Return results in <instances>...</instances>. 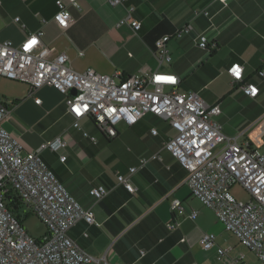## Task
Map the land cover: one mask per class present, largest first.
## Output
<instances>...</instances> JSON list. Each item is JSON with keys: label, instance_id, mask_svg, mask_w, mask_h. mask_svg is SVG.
Wrapping results in <instances>:
<instances>
[{"label": "crops", "instance_id": "1", "mask_svg": "<svg viewBox=\"0 0 264 264\" xmlns=\"http://www.w3.org/2000/svg\"><path fill=\"white\" fill-rule=\"evenodd\" d=\"M79 3V8L68 6L72 18L63 27L52 19L55 0H0V39L18 44L27 33L42 29L46 57L65 52L78 71L90 67L121 77L141 69L174 72L180 78V90L195 91L206 103L220 105L214 119L223 133L243 132L242 136L254 140V126L264 122V76L259 74L264 70V0H229L228 5L218 0ZM131 6L132 16L141 22L136 31L129 23L119 22ZM186 24L192 25L191 30L175 36ZM200 33L213 43L209 49L199 47ZM163 35H170L169 61L159 59L155 52L154 42ZM233 62L240 63L242 81L233 80L227 72ZM0 80V95L10 109L5 127L23 142L25 150H39L68 192L82 207L93 210L94 223L82 218L68 231L87 253L106 264H229L232 259L264 264L223 227L210 207L192 195L185 183L187 170L163 146L174 132L165 119L146 112L132 125L119 121L116 135L107 137L90 117L80 119V128L74 127L64 95L53 86L43 85L30 95L28 84L5 77ZM13 82L25 85L16 90ZM244 82L256 84L258 93L245 94L240 86ZM240 109L250 111L245 128L241 123L232 124ZM58 136L67 140L63 149H39L41 142ZM108 147L126 157H104ZM64 153L62 161L59 155ZM142 157L147 158L144 165L129 173L128 167L139 166ZM117 173L128 176L132 191L118 182ZM98 184L109 192L95 200L89 188ZM173 198L181 201L186 213L196 210V217L173 210ZM173 221L178 225L169 228ZM204 232L215 234V244L209 249L200 243ZM218 246L228 248L225 256H218Z\"/></svg>", "mask_w": 264, "mask_h": 264}, {"label": "built area", "instance_id": "2", "mask_svg": "<svg viewBox=\"0 0 264 264\" xmlns=\"http://www.w3.org/2000/svg\"><path fill=\"white\" fill-rule=\"evenodd\" d=\"M110 4H122L125 0H108ZM228 5L229 0H218ZM56 11L53 21L61 24L57 17L71 20L68 6L80 7L79 0H55ZM133 6L129 7L119 22H127L136 31L141 22L132 16ZM208 14V11H204ZM19 17H15L18 20ZM192 28L186 24L175 36H181ZM43 30L27 33L24 39L15 44L9 39H0V77L24 82L29 86V94L43 85H50L64 95L67 112L73 117L72 125L80 128V119L90 117L97 128L107 137L117 133L116 124L124 121L128 125L137 122L144 113L151 112L165 119L173 129V134L163 143L164 148L187 170L185 183L192 195L204 205L210 207L226 230L233 232L250 251L264 263V136L259 144L253 142L243 132L228 136L214 116L221 111L219 104L206 103L195 91H183L178 88L180 78L170 71H149L141 69L139 73L125 77L114 73H100L93 68L78 71L73 68L65 52L47 58V44L42 41ZM32 38L37 39L31 49L25 50V44ZM170 35L156 38L155 52L159 59L170 60L167 41ZM206 34L200 33L198 45L209 49L212 45ZM82 54V51H79ZM233 62L227 72L233 80L242 81L232 72ZM259 74L264 76V70ZM157 75L172 76L175 82L158 83ZM245 94L255 96L258 87L252 82L241 83ZM255 88L256 93L252 92ZM76 93L72 94L71 91ZM83 97V99H81ZM40 103L39 97H33ZM84 105L88 108L85 109ZM80 106L78 115L73 108ZM115 109V112L111 110ZM10 109L0 95V264H88L103 263L99 258L80 248L68 231L79 219L94 223L91 208H84L68 192L54 171L42 159L39 150H25L23 142L13 135L4 125ZM155 133L156 129H152ZM84 135L88 134L83 131ZM95 141L94 136H89ZM59 141L58 147H53ZM67 140L58 136L41 142L39 149L59 151L66 146ZM153 154L152 157H156ZM66 154H60L64 160ZM147 158L142 157L139 166L128 167L132 173L144 165ZM129 191L133 190L128 176L117 173L116 176ZM238 184L248 193V199H238L231 188ZM109 189L101 184L92 185L89 194L98 200ZM26 213L35 214L45 226V231L34 237L26 231L21 215V207ZM171 207L179 214L191 219L197 211H185L181 201L173 198ZM177 221L170 222L169 228H175ZM215 234L204 232L200 243L204 249L215 244ZM228 248L217 247L219 257L225 256ZM122 264H131L124 262ZM229 264H246L230 260Z\"/></svg>", "mask_w": 264, "mask_h": 264}, {"label": "rangeland", "instance_id": "3", "mask_svg": "<svg viewBox=\"0 0 264 264\" xmlns=\"http://www.w3.org/2000/svg\"><path fill=\"white\" fill-rule=\"evenodd\" d=\"M9 84H12V83H9ZM13 84H15L16 90H18L19 87L25 85L20 82H13ZM12 101L13 99H10L9 97L7 98V102L9 104H12L14 102ZM249 115H250V111L245 112V110H241V109L238 110L237 113L233 115L232 124L241 123L242 128H245L248 125L247 119L249 118ZM254 127L255 128L253 129V133H255V137L253 141L259 144L260 139L262 138V136H264V122H261L260 124H256V126ZM260 149H264V144L260 146ZM107 151L108 152L106 153L104 157H126L123 155L124 153L121 154L117 150L112 149L111 147H108ZM231 191L238 199L247 200L249 197L248 193L245 190H243L238 184L233 185L231 188ZM26 211H28V209L23 206L18 211V213L21 215V218L23 219V225L26 231L28 232V234L34 237L40 236L44 231V224L38 219V217L35 214L31 212L25 215Z\"/></svg>", "mask_w": 264, "mask_h": 264}, {"label": "snow or ice", "instance_id": "4", "mask_svg": "<svg viewBox=\"0 0 264 264\" xmlns=\"http://www.w3.org/2000/svg\"><path fill=\"white\" fill-rule=\"evenodd\" d=\"M57 19L60 20L61 24H63V25L66 26V21H65L63 18H61V17H57ZM37 42H38V41H37L36 38H32L31 40L28 41V43L25 44V46H24V47H25V50L27 51V50L31 49L35 44H37ZM232 72H233V73L239 78V76H240V74H241V70H240L239 66H234V67L232 68ZM155 80H156L158 83H163V82H171V83H174V82H175V78L172 77V76H162V75H157V76L155 77ZM256 91H257V90H256L255 88L252 89V92H253V93H256ZM81 99H83V97H81ZM84 108L87 109L88 106H87V105H84ZM73 110H74L78 115L82 114V113H81L80 106H75V107L73 108ZM111 111H112V112H115L116 110H115V109H112Z\"/></svg>", "mask_w": 264, "mask_h": 264}, {"label": "clouds", "instance_id": "5", "mask_svg": "<svg viewBox=\"0 0 264 264\" xmlns=\"http://www.w3.org/2000/svg\"><path fill=\"white\" fill-rule=\"evenodd\" d=\"M58 146H59V141H57V143L53 145V147H58Z\"/></svg>", "mask_w": 264, "mask_h": 264}, {"label": "water", "instance_id": "6", "mask_svg": "<svg viewBox=\"0 0 264 264\" xmlns=\"http://www.w3.org/2000/svg\"><path fill=\"white\" fill-rule=\"evenodd\" d=\"M71 93H72V94H75V93H76V91H75V90H72V91H71Z\"/></svg>", "mask_w": 264, "mask_h": 264}, {"label": "trees", "instance_id": "7", "mask_svg": "<svg viewBox=\"0 0 264 264\" xmlns=\"http://www.w3.org/2000/svg\"><path fill=\"white\" fill-rule=\"evenodd\" d=\"M22 219V218H21ZM22 221H23V219H22Z\"/></svg>", "mask_w": 264, "mask_h": 264}]
</instances>
